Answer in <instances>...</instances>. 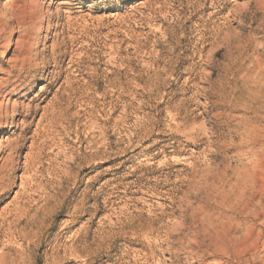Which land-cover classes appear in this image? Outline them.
<instances>
[{
    "label": "rangeland",
    "instance_id": "rangeland-1",
    "mask_svg": "<svg viewBox=\"0 0 264 264\" xmlns=\"http://www.w3.org/2000/svg\"><path fill=\"white\" fill-rule=\"evenodd\" d=\"M31 4L0 28V264H264V0Z\"/></svg>",
    "mask_w": 264,
    "mask_h": 264
},
{
    "label": "bare ground",
    "instance_id": "bare-ground-1",
    "mask_svg": "<svg viewBox=\"0 0 264 264\" xmlns=\"http://www.w3.org/2000/svg\"><path fill=\"white\" fill-rule=\"evenodd\" d=\"M26 1V0H25ZM34 1V0H33ZM23 3H19L18 1V5H15L13 6L11 9H9V11H7V13H3V12H0V28L1 27H4V24L6 23V20L5 19V16L6 15H9L10 18L13 20V23H15V25L17 27H22V26H27L31 23V18H32V13H33V7H32V0L28 2H24L22 1ZM15 3V2H14ZM11 6V5H10ZM9 6V7H10ZM5 10V9H4ZM7 10V9H6ZM8 17V16H7ZM7 29V27H6ZM40 29V28H39ZM38 29V30H39ZM39 32V31H38ZM2 37V36H1ZM0 37V39H1ZM52 46V45H51ZM32 50V49H31ZM36 52V51H35ZM28 53V51H27ZM32 53V52H31ZM34 54V53H33ZM36 55V54H35ZM31 57H34V56H26L25 53L24 55L22 56V58L20 59V63L19 62H15V64L13 63V68L17 69V67H23L24 69V66H28L30 65L31 63ZM14 62V61H13ZM33 62V61H32ZM31 66V65H30ZM12 68V67H11ZM21 69V68H20ZM19 69V70H20ZM22 69V70H23ZM13 70V69H12ZM14 71V70H13ZM16 71V70H15ZM14 76V75H13ZM15 79V78H14ZM13 79V80H14ZM4 83L7 85L11 84L12 81L7 78V79H4ZM1 87V86H0ZM0 100H1V93H0ZM3 108V107H2ZM3 112V111H2ZM2 125V124H1ZM1 179V178H0ZM3 184H4V181H2ZM4 187V186H3Z\"/></svg>",
    "mask_w": 264,
    "mask_h": 264
}]
</instances>
